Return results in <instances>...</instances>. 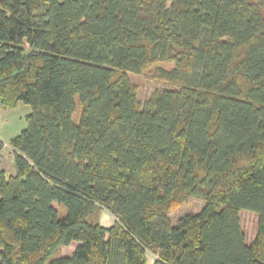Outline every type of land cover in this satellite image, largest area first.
I'll return each mask as SVG.
<instances>
[{
	"label": "trees",
	"instance_id": "obj_1",
	"mask_svg": "<svg viewBox=\"0 0 264 264\" xmlns=\"http://www.w3.org/2000/svg\"><path fill=\"white\" fill-rule=\"evenodd\" d=\"M146 69L173 87L141 103ZM19 103L0 264H264V0H0V109Z\"/></svg>",
	"mask_w": 264,
	"mask_h": 264
},
{
	"label": "rangeland",
	"instance_id": "obj_2",
	"mask_svg": "<svg viewBox=\"0 0 264 264\" xmlns=\"http://www.w3.org/2000/svg\"><path fill=\"white\" fill-rule=\"evenodd\" d=\"M164 67L169 68L171 65L167 63L161 64ZM132 84L136 88V93L138 99L141 103H144L147 98L151 95V93L156 89H164L173 87L164 82L158 81L152 77L151 69L144 70L141 74H130L129 75ZM8 110V111H7ZM6 115L0 116V132L4 137L10 133L13 134L15 132L14 126L17 129V133L26 127V117L30 112V107L26 104L19 103L16 109H7ZM78 111L74 115V120L77 122L78 119ZM2 114V113H1ZM14 125V126H13ZM3 140V139H2ZM6 142V138L4 140ZM9 147H6L1 153V161H0V169H3L7 174L13 173L14 170L12 158V151H10ZM12 171V172H11ZM203 206V201L199 199L190 198L185 203L173 208L169 211V217L172 223H176V220L186 214V213H196ZM241 220L244 230L246 231L248 236H251L254 232L255 227V218L251 213L243 212L241 214ZM77 242H71L69 246L62 247L58 251L54 253L51 258L66 256L71 253V251L76 247Z\"/></svg>",
	"mask_w": 264,
	"mask_h": 264
},
{
	"label": "crops",
	"instance_id": "obj_3",
	"mask_svg": "<svg viewBox=\"0 0 264 264\" xmlns=\"http://www.w3.org/2000/svg\"><path fill=\"white\" fill-rule=\"evenodd\" d=\"M17 107V106H16ZM14 109H16V108H14ZM7 109H0V116L1 115H3L4 114V116L6 115V113L7 112H2V111H6ZM8 111V110H7ZM2 113V114H1ZM14 126V125H13ZM14 130H15V132L13 133V134H11L10 133V136L9 137H7L8 135H6V137H4L3 136V134L0 132V141L3 143V149H2V151L6 148V147H9V149H11L10 151H13L12 150V148L9 146V142H10V140L14 137V136H16L18 133V131H17V129L15 128V126H14ZM4 138H6V142L5 141H3L4 140ZM3 139V140H2ZM2 151H1V153H2ZM12 157H13V154H12ZM11 160H12V162H13V159L11 158ZM0 161H1V156H0ZM13 164V163H12ZM0 170H3V169H0ZM4 171V170H3ZM13 171V173H9V174H7L5 171V173L7 174V175H11V174H14V170H12ZM11 171V172H12ZM243 212H248V213H251L253 216H254V218H255V227H256V215L254 214V213H252V212H249V211H241L240 212V220H241V214L243 213ZM114 221H115V218L110 214V213H108L106 210H104V209H101L100 210V212H99V223L102 225V226H104V227H109V226H111L113 223H114ZM241 225H242V220H241ZM255 227H254V232H253V234L251 235V236H248L247 235V233H246V231L244 230V228H243V225H242V228H243V230H244V232H245V234H246V237H247V241H251L252 239H253V237H254V235H255ZM155 258H156V256H154V254H152V253H150V252H147L146 253V258H145V264H153V262H154V260H155Z\"/></svg>",
	"mask_w": 264,
	"mask_h": 264
}]
</instances>
